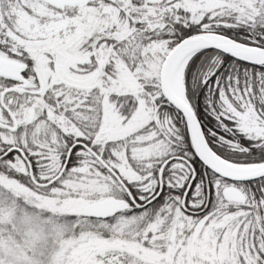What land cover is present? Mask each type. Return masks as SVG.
<instances>
[{
	"label": "snow or ice",
	"instance_id": "1",
	"mask_svg": "<svg viewBox=\"0 0 264 264\" xmlns=\"http://www.w3.org/2000/svg\"><path fill=\"white\" fill-rule=\"evenodd\" d=\"M0 264H264V0H0Z\"/></svg>",
	"mask_w": 264,
	"mask_h": 264
}]
</instances>
